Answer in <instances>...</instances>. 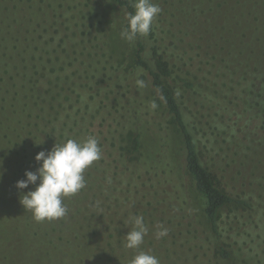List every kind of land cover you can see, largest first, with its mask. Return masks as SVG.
<instances>
[{"label":"trees","instance_id":"obj_1","mask_svg":"<svg viewBox=\"0 0 264 264\" xmlns=\"http://www.w3.org/2000/svg\"><path fill=\"white\" fill-rule=\"evenodd\" d=\"M151 2L161 12L150 33L129 42L120 33L134 0H102L114 25L119 18L107 35L108 55L95 24L99 10L87 0L2 3L0 264H131L140 251L160 264H189L188 249L212 242L216 261L264 264L257 218L252 213L256 222L247 219L244 230L238 218L264 209V0ZM138 79L157 92L180 132L185 169L204 198L205 237L186 224L185 239L176 240L175 228L188 215L183 204L181 219L163 215L161 202L183 192V180L144 144L151 104ZM89 136L101 157L85 170V187L63 198L66 216L37 222L20 203L35 185L20 190L16 181L39 167V151ZM138 168L164 196L146 185L138 190L145 202L114 196L130 191L133 176L124 182L123 175ZM159 202L158 214L142 212L143 243L126 248L135 209ZM167 217V235L157 239Z\"/></svg>","mask_w":264,"mask_h":264},{"label":"clouds","instance_id":"obj_2","mask_svg":"<svg viewBox=\"0 0 264 264\" xmlns=\"http://www.w3.org/2000/svg\"><path fill=\"white\" fill-rule=\"evenodd\" d=\"M132 7L134 12L127 14L128 25L120 33L121 38L129 42L137 36H147L154 19L161 12L159 5L151 0H134ZM136 84L138 88L146 87L143 80L138 79ZM150 107L155 109L157 104L152 102ZM100 157L98 141L92 136L83 141L67 139L62 144L55 143L51 150L39 151L34 157L39 167L35 171L25 170V178L16 181V187L20 190L35 185L34 190L24 193L20 203L25 210L31 211L37 222L63 218L68 211L63 198L75 195L85 187L84 172ZM158 227L160 230L156 232V238L160 239L167 235L168 230ZM147 232L143 217H133L131 230L126 233L125 247L139 248ZM131 264L160 262L154 255L140 251L132 258Z\"/></svg>","mask_w":264,"mask_h":264},{"label":"rangeland","instance_id":"obj_3","mask_svg":"<svg viewBox=\"0 0 264 264\" xmlns=\"http://www.w3.org/2000/svg\"><path fill=\"white\" fill-rule=\"evenodd\" d=\"M12 0H0V7H4V4H9ZM88 4L90 5L91 9L93 10H99V24L97 23V20L95 21V24L97 25L96 28L104 30L101 34L102 41H100L101 45L104 48H107V55L110 53L109 46L107 44L111 43V38L109 39L107 35L110 34L112 27L115 26L119 20V18L115 19V25L113 24L114 21V14L112 11H110L106 6L102 4V0H87ZM114 30V29H113ZM99 32V31H98ZM96 32V33H98ZM111 36V35H110ZM144 87L143 89H140L141 96L148 98V103L155 102L157 104V107L155 109H151L150 112V123L147 125V130L144 133V144L146 146L150 147L152 152H154L155 155L161 157L163 159V162L166 165V168L173 173L176 177L183 180V186L182 189L183 192H172L170 197L162 201V204H165V207L159 202V204L156 205H146L143 206L144 209H139V207L135 210L138 211L137 215L145 217L146 212L142 213L143 210H153L156 214L159 213L160 207H164L165 211L163 212L164 216H170L173 213H176L180 216L182 215L179 212L180 204L184 205V208L186 210V215L183 219L180 225L175 228V231L178 233L176 234V240L183 241L185 238V234L180 235V231L184 229L186 224H189L190 227H192V230H197L199 233V237H205L206 230H205V215H204V198L196 192L194 189V185L192 180L190 179V176L188 175L186 169H185V162H184V150H183V144H182V138L180 135V132L176 128V125L174 124L171 115L167 112L166 108L162 104V102L159 100V95L156 91H154L152 88L150 89ZM137 173H133L132 171H127L124 175V182H126L129 179V176H133L132 183L130 184V191L125 194V192H120V190H117L115 192L114 196H126L129 197V200H136V201H142L145 202L140 195V192L138 190L143 189V186L146 185L148 188H151L154 192L161 193L164 196V193L161 192L162 185H160L157 180L151 179L147 175H145L142 172L141 168H138ZM141 169V170H140ZM134 183L137 186V189L134 188ZM166 186V190H167ZM151 200V199H150ZM167 202L170 204V207H167ZM128 204V203H127ZM257 209V208H256ZM250 210L249 212L241 211V214L238 218H240V229L242 230L249 228V225H251L249 222H258L253 223V228L255 230H259L257 234V237H260V242H258L257 247L263 248L264 245V209L262 210ZM133 211V210H132ZM227 213V210H225ZM253 213V215L257 218L256 221H251L249 219V216ZM262 215V217L260 216ZM248 219V221H247ZM171 220V217H167L163 221V228L167 227L168 221ZM249 223V224H248ZM236 225H238L236 222L232 223L233 230L235 229ZM230 228V225L228 226ZM226 240L230 242L231 247L236 249V244L233 243L232 239L225 237ZM205 242H207L205 240ZM211 242V241H210ZM186 243V241H185ZM207 245L204 249H201V247H195L193 246V250H187L189 253V256L191 258V261L189 264H226V261L222 260H215L216 255H214V242L205 244ZM175 248L178 250V248L175 245ZM199 252V253H198ZM255 256L260 258L259 255L255 254ZM208 257L209 262H204V259Z\"/></svg>","mask_w":264,"mask_h":264}]
</instances>
